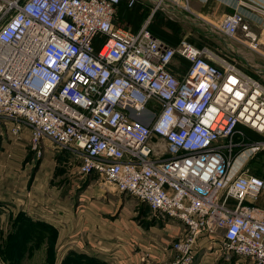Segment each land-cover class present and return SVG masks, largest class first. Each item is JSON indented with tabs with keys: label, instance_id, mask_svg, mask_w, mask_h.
<instances>
[{
	"label": "built area",
	"instance_id": "built-area-1",
	"mask_svg": "<svg viewBox=\"0 0 264 264\" xmlns=\"http://www.w3.org/2000/svg\"><path fill=\"white\" fill-rule=\"evenodd\" d=\"M119 3L0 0V128L28 130L33 148L68 150L80 176L97 174L180 220L173 264H191L202 235L264 264V209L255 204L264 178L234 174L228 155L241 145L229 139L240 125L264 133V85L186 38L172 46L147 25H117ZM217 29L264 56L242 14ZM176 57L189 62L180 76Z\"/></svg>",
	"mask_w": 264,
	"mask_h": 264
},
{
	"label": "crops",
	"instance_id": "crops-1",
	"mask_svg": "<svg viewBox=\"0 0 264 264\" xmlns=\"http://www.w3.org/2000/svg\"><path fill=\"white\" fill-rule=\"evenodd\" d=\"M187 1L188 8H185V0H178V3L164 0L162 5L156 8L157 0H135L132 5L129 4L130 0H124L127 8L116 16L117 23L136 32L143 26H148L155 11L159 9L167 18L182 26L184 37L187 33L186 26H193V35L196 33L203 35L201 28H204L205 33L208 34L218 28L227 14L240 13L258 34L260 43L264 44V0ZM165 29L172 34L170 28L165 27ZM234 42L238 43L235 40ZM193 43L199 47H208L215 56H219L210 45L200 46L201 44L195 41ZM238 44L241 46L240 43ZM188 65L187 60L176 57L173 69L180 76L184 74ZM259 71L264 78V68L261 67ZM238 129L240 136L249 141L241 143L242 145L248 148L257 145L263 149V162L259 167L253 166L251 169L253 173L264 178V165H262L264 163V133H258L244 125H240ZM1 135L0 236L7 233H21V227H15L16 222L23 215H27L32 223L39 222L41 227L44 223L43 227L49 226L56 229L57 251L61 254V258L48 259L45 254V257L40 260L36 258L10 262L0 260V264H170L173 261L174 251L170 248V239L177 236L175 233L180 231L182 234L186 231L185 225L180 220L174 219L179 223L164 227L156 223L149 228L135 226L133 217L127 212L131 208L123 209L125 197L128 194L120 193L114 185L99 182L98 179L87 182L81 189L80 183H85L86 177L76 174L69 176L70 180L61 185L52 195L51 185H48V182H51V176L44 178L42 168L38 172L34 171L33 163L28 160L27 151L24 150V143L30 139L29 131L26 129L23 131L21 136L23 140L20 141L6 142ZM244 152V154L248 152L247 147ZM23 159H25V166L21 163ZM72 187H78L79 193L75 197L70 193ZM137 203L135 206L138 205ZM255 204L264 209V190ZM9 224L11 226H7ZM134 238L138 241L135 242ZM214 239L207 235L198 238L194 247L197 251L194 250L193 264H215L214 261H217L215 252L221 246L213 245L217 242ZM211 248L214 249V253L209 252ZM40 250L46 251L47 245H43ZM72 250L79 254L83 253L81 255H84L85 259L87 256L90 257L89 260L66 259L65 255ZM212 255L215 258L211 257Z\"/></svg>",
	"mask_w": 264,
	"mask_h": 264
},
{
	"label": "rangeland",
	"instance_id": "rangeland-1",
	"mask_svg": "<svg viewBox=\"0 0 264 264\" xmlns=\"http://www.w3.org/2000/svg\"><path fill=\"white\" fill-rule=\"evenodd\" d=\"M200 31L204 34L202 35L196 33L193 35V26H186L187 33L182 39L186 38L192 43L194 40L195 42H197V44H201L200 46L210 45L217 55L234 62L241 70L258 78L264 85V78L262 77V73H260L259 71L261 67L264 68V56L252 51L251 49H248V47H245L243 45L239 46L238 43L234 42V40H232L231 38H227L226 36H224L218 29H214L208 34L205 33L206 30L204 28H201ZM229 45L231 48L229 47ZM0 134H2L1 136L6 139V142H11L12 140H23L21 137L23 131L21 135L17 137L14 136V134H12L10 130H7L6 128L2 127L0 128ZM229 139L232 140V142L234 143L243 144L244 142H249L247 140H244L240 136L239 129ZM28 140L29 141H26L23 145L25 148L24 150L27 151L26 155L28 154V160L33 163L32 169L34 171L38 172L40 168H42V176L44 178H50L51 176V182L49 181L48 185H51L50 189L52 188V195L53 193L57 192V189H59L61 185L70 180L69 176H73L75 174L80 176L78 173H75V165H77V161L76 159H74L75 156L71 152H69L68 150L58 151L48 141H46L47 143L42 142L39 146V149L33 148V145L30 143V139ZM242 144L239 146H234L233 149L228 153L232 161V172L234 174L245 171L253 172V169L251 168H253V166L259 167L261 165V162H263V149H261L260 147L253 146L248 148V146H244ZM246 147L248 152L244 154V149ZM45 154L48 155L46 156ZM44 159L46 161H44ZM21 163L22 166H25V159H23ZM42 163L43 165H41ZM262 165H264V163ZM96 179H98L99 182L102 181L97 174L87 176L84 181L85 183H80V185L82 184L81 189L86 186L87 182ZM70 193L74 197L77 196L76 194L79 193L78 187H72ZM137 202H139L137 198L128 194V196L125 197V204L123 207L124 210H129L131 208L130 211L127 212L131 217H133L135 226L138 225L144 228H149L150 226L155 225L156 223V225L164 227L169 224L179 223L173 218H170L168 216L164 217L161 214L153 212L146 203L139 202L138 204ZM135 203H137L138 205L135 206ZM7 226H11V224ZM15 227H21V233H7L5 235L0 236V260L5 262L18 261L27 258H36L40 260V258L45 257V254L48 259L57 260L61 258V254H58L57 251V233L55 228L52 229L49 226L42 228L39 225V222L38 224L32 223L27 215H23L21 219L17 220ZM175 232L176 231H174V233ZM185 233L186 231L180 234L179 231L175 233L177 235L176 237L174 236L175 238L170 239V248H172L174 251V259L170 264H173L175 259L178 257V254L174 250L172 245L176 240L183 238L185 236ZM218 238L220 237L216 236L214 240L217 242H214L213 245L220 246V241ZM134 240L135 242L138 241L135 238ZM135 242L133 243L135 244ZM43 245H47L46 251L40 250ZM194 250L197 251V249H193V251ZM195 251L193 252V262L191 264H193L195 261ZM211 251L213 252L214 249L211 248L209 252L211 253ZM81 254H79V252L75 250H72L65 255V258L77 261L89 260L90 257L87 256L85 259V256ZM215 256L217 258V261H214L215 264H257L250 258L236 254H229L226 250H223L221 247L217 248ZM215 256L212 255L211 257L215 258Z\"/></svg>",
	"mask_w": 264,
	"mask_h": 264
},
{
	"label": "trees",
	"instance_id": "trees-1",
	"mask_svg": "<svg viewBox=\"0 0 264 264\" xmlns=\"http://www.w3.org/2000/svg\"><path fill=\"white\" fill-rule=\"evenodd\" d=\"M126 8L127 4L124 3V0H120V3L117 6L116 16L121 14ZM117 21L118 19L115 17V23L119 25ZM165 27L170 28L172 30V34H169ZM148 28L155 37L165 41L166 43L168 42L169 45L171 44L172 46L178 45L183 37L182 26L178 22L167 18L165 13L160 10L155 11L148 24Z\"/></svg>",
	"mask_w": 264,
	"mask_h": 264
}]
</instances>
